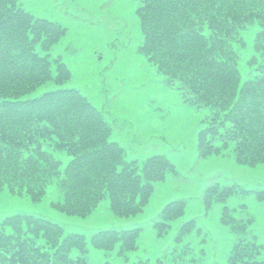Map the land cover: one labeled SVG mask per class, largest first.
<instances>
[{
    "label": "trees",
    "instance_id": "obj_1",
    "mask_svg": "<svg viewBox=\"0 0 264 264\" xmlns=\"http://www.w3.org/2000/svg\"><path fill=\"white\" fill-rule=\"evenodd\" d=\"M135 14L142 34L138 51L186 97L214 110L198 130L197 154L230 146L237 162L264 161V0H140ZM247 27L256 30L247 60L252 73L243 78L236 43ZM64 31L18 0H0V190L5 186L36 200L56 181L63 195L51 205L68 214L89 213L105 195L114 214H134L148 202L153 181L175 166L163 153L141 164L124 157L123 146L110 139L111 124L78 88L32 94L49 80L63 83L70 76L63 58L50 53ZM60 153L67 155L63 165ZM246 191L264 197L262 189L213 180L201 199L206 210ZM184 205L173 199L162 207L153 221L157 234ZM222 209L220 220L238 234L225 264H264V244L244 235L252 218L235 217L227 205ZM192 224V219L181 224L176 238ZM139 230L99 228L89 241L125 257L136 248ZM86 242L84 233H64L51 218L14 212L0 221V264H86L82 255L69 254L71 249L83 254Z\"/></svg>",
    "mask_w": 264,
    "mask_h": 264
},
{
    "label": "rangeland",
    "instance_id": "obj_2",
    "mask_svg": "<svg viewBox=\"0 0 264 264\" xmlns=\"http://www.w3.org/2000/svg\"><path fill=\"white\" fill-rule=\"evenodd\" d=\"M36 16L46 17L65 27L63 35L52 44L51 54H59L70 76L63 83L47 81L32 91L71 86L78 88L103 112L112 130L110 139L124 148V157L139 164L148 155L163 153L175 171L153 181L148 202L134 214H114L105 195L87 214H68L51 205L62 197L56 181L47 185L39 199L28 194L0 190V221L14 212H30L51 218L63 232L84 233L86 264H134L143 259L148 264H225L232 242L238 234L220 220L223 205L235 217L250 216L245 236H256L264 244V197L255 191L234 192L225 201L213 202L206 210L201 196L213 180L236 182L247 189H262L264 196V161L255 164L237 162L228 146L221 152L197 154V134L213 113L209 104L186 97L166 81L155 65L138 51L142 34L135 14L140 0H18ZM256 29L242 30L236 43L239 70L246 78L252 72L248 58L254 53ZM242 41V43H241ZM31 94V95H32ZM215 143H219L216 141ZM63 165L68 159L60 153ZM173 199L185 200L183 213L167 221L157 234L153 221L162 207ZM193 224L180 236L181 224ZM140 227L136 248L117 254L116 249L93 247L89 241L99 228ZM264 259V247L262 248ZM73 250V251H72Z\"/></svg>",
    "mask_w": 264,
    "mask_h": 264
}]
</instances>
